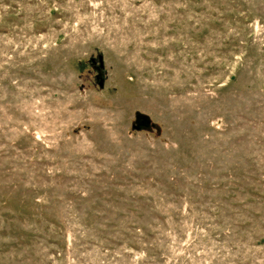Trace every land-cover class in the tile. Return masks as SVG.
<instances>
[{
	"label": "rangeland",
	"instance_id": "1",
	"mask_svg": "<svg viewBox=\"0 0 264 264\" xmlns=\"http://www.w3.org/2000/svg\"><path fill=\"white\" fill-rule=\"evenodd\" d=\"M0 264H264V0H0Z\"/></svg>",
	"mask_w": 264,
	"mask_h": 264
},
{
	"label": "water",
	"instance_id": "2",
	"mask_svg": "<svg viewBox=\"0 0 264 264\" xmlns=\"http://www.w3.org/2000/svg\"><path fill=\"white\" fill-rule=\"evenodd\" d=\"M99 67H95L98 71L102 70L104 68V61L103 57L99 56ZM93 63H96L95 60H93ZM150 119L147 116H144L142 114H138L136 118V122L138 126H144V127H149L151 122H149Z\"/></svg>",
	"mask_w": 264,
	"mask_h": 264
}]
</instances>
